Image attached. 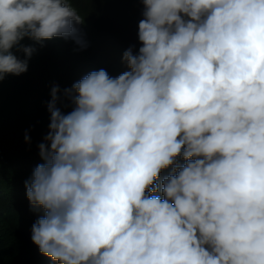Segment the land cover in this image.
Returning <instances> with one entry per match:
<instances>
[{"label": "clouds", "instance_id": "obj_1", "mask_svg": "<svg viewBox=\"0 0 264 264\" xmlns=\"http://www.w3.org/2000/svg\"><path fill=\"white\" fill-rule=\"evenodd\" d=\"M77 2L0 0V83L25 38L86 47ZM141 3L127 71L65 89L67 114L51 89L32 242L58 264H264V0Z\"/></svg>", "mask_w": 264, "mask_h": 264}, {"label": "trees", "instance_id": "obj_2", "mask_svg": "<svg viewBox=\"0 0 264 264\" xmlns=\"http://www.w3.org/2000/svg\"><path fill=\"white\" fill-rule=\"evenodd\" d=\"M73 6L84 17V23L76 27L86 47L71 38L56 37L43 46L25 38L23 45L37 49L28 71L9 75L0 83V264H58L32 242L38 214L25 188L43 162L39 145L49 130L52 87H59L57 106L67 114L73 106L63 96L65 89L100 69L117 77L128 70L124 52L133 47L135 54L141 46L137 36L143 18L141 0H78ZM16 54L24 58L23 53Z\"/></svg>", "mask_w": 264, "mask_h": 264}]
</instances>
